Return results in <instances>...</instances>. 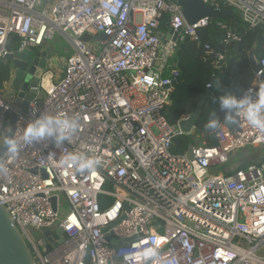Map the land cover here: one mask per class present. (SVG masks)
Masks as SVG:
<instances>
[{
  "label": "built area",
  "instance_id": "built-area-1",
  "mask_svg": "<svg viewBox=\"0 0 264 264\" xmlns=\"http://www.w3.org/2000/svg\"><path fill=\"white\" fill-rule=\"evenodd\" d=\"M202 2L231 10L248 29L264 27V0ZM182 12L177 0H52L42 8L40 0H0V61L39 50L55 35L72 49L58 73L48 63L25 114L9 101L12 72L0 92V140L12 114L17 138L42 113L80 121L59 149L45 141L15 158L0 156L8 169L0 174V206L35 264H143L131 257L157 239L155 264H264V154L233 174H213L238 151L264 153V131L239 116L236 131L225 124L214 131L215 146L192 144V159L173 153L174 139L196 130L182 133L178 124L187 117L170 126L162 115L180 76L176 50L184 38L197 41L210 22L187 24ZM165 15L168 31L161 33ZM237 41L226 31L224 44ZM204 51L213 55L209 46ZM225 62L218 55L214 66ZM257 67L260 88L264 57ZM81 153L100 157L101 166L80 173L64 162ZM56 229L66 238L46 252L40 231L52 239Z\"/></svg>",
  "mask_w": 264,
  "mask_h": 264
},
{
  "label": "trees",
  "instance_id": "trees-1",
  "mask_svg": "<svg viewBox=\"0 0 264 264\" xmlns=\"http://www.w3.org/2000/svg\"><path fill=\"white\" fill-rule=\"evenodd\" d=\"M168 16L160 22V32L166 33ZM225 26V30L221 26ZM226 31L237 35L239 41L224 44L223 39ZM197 41L184 38L178 43L176 57L180 76L175 85L169 103L162 110V115L170 126L182 117L191 115L207 86H210V94L204 102L201 115L195 124L196 133L201 135L208 147L217 144L214 132L205 128L206 123L212 118L215 112L222 124L227 125L232 132L237 129V121L232 124L224 122V113L220 110L219 97L226 92H231L240 96L249 87L259 89L256 83L253 69L249 66L248 52L254 44L255 56L260 66L264 57V27L248 29L235 15L230 17L214 18L210 20L208 26L199 29ZM84 42H89L85 36ZM209 46L213 51L212 56L205 54L204 47ZM10 52L16 51V44L7 46ZM218 55L226 56V62L220 64V68H215L214 63ZM11 77V66L5 61H0V92ZM193 142L191 137H177L173 141V153L183 155ZM231 160V159H230ZM249 164H242L229 170L228 174H233L238 169H242Z\"/></svg>",
  "mask_w": 264,
  "mask_h": 264
},
{
  "label": "water",
  "instance_id": "water-1",
  "mask_svg": "<svg viewBox=\"0 0 264 264\" xmlns=\"http://www.w3.org/2000/svg\"><path fill=\"white\" fill-rule=\"evenodd\" d=\"M177 2L183 9L182 16L185 22L190 25L202 19L212 20L234 15L231 10L213 11L205 6L202 0H177ZM160 38L164 42V38L162 36ZM175 39L176 36L174 37ZM255 48L256 44L248 52L249 66L251 69L258 70ZM47 58L48 52L45 49H28L21 53L8 54L4 58V61L10 64L13 76V94L10 96L9 101L21 108L23 114L26 113L28 102H31L38 94L40 78L48 68L49 62ZM261 82L264 84V74L261 77ZM27 94L33 96V99H27ZM209 94L210 90L206 88L195 111L187 116L185 120L179 122L178 127L182 133L188 134L195 127L196 121L201 115L203 104L208 99ZM14 122L15 115L12 114L9 120V127L12 132ZM3 153L4 150L0 149V156ZM186 155L188 159H192L191 146L188 147ZM48 236L49 231H40V241L45 245L46 252L57 247L66 238L60 229L54 231L52 239ZM111 244L117 245L115 241H112ZM0 264H35L31 251L2 206H0Z\"/></svg>",
  "mask_w": 264,
  "mask_h": 264
},
{
  "label": "clouds",
  "instance_id": "clouds-1",
  "mask_svg": "<svg viewBox=\"0 0 264 264\" xmlns=\"http://www.w3.org/2000/svg\"><path fill=\"white\" fill-rule=\"evenodd\" d=\"M220 110L224 113V122L232 124L236 117L243 116L247 123L258 130L264 131V87L253 89L249 87L240 96L226 92L219 97ZM221 126L215 112L206 123L205 128L214 132ZM80 128L78 117L66 114L49 115L42 113L30 119L23 128L22 135L17 138L9 127L3 139L0 140V149H3L10 158L18 156L22 147L34 146L42 142H49L56 148H61L64 143L71 142L74 134ZM64 162H71L80 173L95 171L102 164L100 157H89L85 154H70ZM8 169L0 164V174L6 175ZM159 239L152 246L144 248L131 259L141 260L143 264H155L159 256Z\"/></svg>",
  "mask_w": 264,
  "mask_h": 264
},
{
  "label": "rangeland",
  "instance_id": "rangeland-1",
  "mask_svg": "<svg viewBox=\"0 0 264 264\" xmlns=\"http://www.w3.org/2000/svg\"><path fill=\"white\" fill-rule=\"evenodd\" d=\"M51 1L52 0H40V7L42 8L46 2L50 3ZM43 46L48 52V60L53 61L55 72L58 73V70L62 68L67 58H69L72 54L71 47L67 41L59 35H55L52 40L45 42ZM26 98L32 100L33 96L27 94ZM190 137L192 139L193 145H200L202 137L196 133V130ZM262 154L264 153L260 151V149L255 148H248L238 151L231 156L229 164H227L224 168H217V170L213 171V174L221 173L224 171V169L232 170L242 164L255 162L259 159V157H261ZM33 237H37V233H34Z\"/></svg>",
  "mask_w": 264,
  "mask_h": 264
},
{
  "label": "bare ground",
  "instance_id": "bare-ground-1",
  "mask_svg": "<svg viewBox=\"0 0 264 264\" xmlns=\"http://www.w3.org/2000/svg\"><path fill=\"white\" fill-rule=\"evenodd\" d=\"M42 84H43L44 87H47L48 86V81H47V78L46 77L43 78Z\"/></svg>",
  "mask_w": 264,
  "mask_h": 264
},
{
  "label": "crops",
  "instance_id": "crops-1",
  "mask_svg": "<svg viewBox=\"0 0 264 264\" xmlns=\"http://www.w3.org/2000/svg\"><path fill=\"white\" fill-rule=\"evenodd\" d=\"M45 46H46V45H45ZM41 49H45V50H46V48H45L44 46L41 47L39 50H41ZM46 51H47V50H46ZM48 62H51V64H54L53 61H51V60H50V61L48 60ZM251 163H254V162H251ZM251 163H248V164H251Z\"/></svg>",
  "mask_w": 264,
  "mask_h": 264
},
{
  "label": "flooded vegetation",
  "instance_id": "flooded-vegetation-1",
  "mask_svg": "<svg viewBox=\"0 0 264 264\" xmlns=\"http://www.w3.org/2000/svg\"><path fill=\"white\" fill-rule=\"evenodd\" d=\"M48 59V58H47Z\"/></svg>",
  "mask_w": 264,
  "mask_h": 264
}]
</instances>
